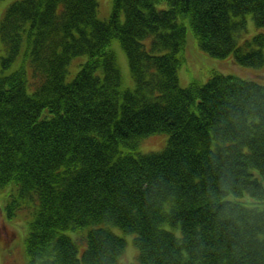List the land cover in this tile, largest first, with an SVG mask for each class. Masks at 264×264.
Wrapping results in <instances>:
<instances>
[{
	"label": "trees",
	"instance_id": "trees-1",
	"mask_svg": "<svg viewBox=\"0 0 264 264\" xmlns=\"http://www.w3.org/2000/svg\"><path fill=\"white\" fill-rule=\"evenodd\" d=\"M99 6L15 0L0 21V188L25 218L7 250L24 238L30 264H118L119 226L140 264H264V78L178 73L188 26L212 56L263 66L264 0H113L103 19ZM161 132L163 150H138Z\"/></svg>",
	"mask_w": 264,
	"mask_h": 264
},
{
	"label": "rangeland",
	"instance_id": "rangeland-1",
	"mask_svg": "<svg viewBox=\"0 0 264 264\" xmlns=\"http://www.w3.org/2000/svg\"><path fill=\"white\" fill-rule=\"evenodd\" d=\"M15 0H0V21L5 15V12L11 4ZM99 17L100 18H108L111 15L113 9V0H99ZM167 5V2L163 1L159 3L160 7H164ZM248 15V14H247ZM246 15V16H247ZM252 15V14H251ZM248 15V32L245 33L246 37H251L257 32L261 31L255 22L252 19V16ZM264 30V29H262ZM25 46L23 47L22 52L18 55V57L14 60L12 65L5 70V73L8 74L12 70L19 68L25 59L24 52ZM111 47L116 51L118 62L120 69L122 71V75L124 76L125 84L127 86L132 87L134 85L133 80L131 79V73L129 70L127 55L119 44V41L116 39L113 40ZM2 54V44L0 40V56ZM186 57V61L180 67L179 79L180 84L182 86H187L192 80L199 79L203 82H206L214 72H222L224 74H235L245 78L254 79L253 77H262L264 78V65L260 67H246L236 63L233 59V56L230 55L225 58H218L212 56L209 52L202 50L197 42L195 35L192 32L190 26H188V34H187V46L186 51L184 52ZM87 55H80L73 59L70 65V73L68 74V80H71L80 67V62L86 60ZM30 66V64L28 63ZM254 68V69H252ZM3 74L1 63H0V75ZM30 77L31 69L29 71ZM258 79V78H257ZM264 83V80L258 79ZM169 140V134L166 132L157 133L154 135H150L141 139L138 150L140 152H149V151H160L165 148ZM17 186V185H16ZM12 188L11 185L4 186L0 188V264H30L29 256L25 250V240L23 238V243H21L15 249L7 250V245L10 247L14 243V239L18 236V231L14 227V220L24 221L25 218L23 216L24 211L20 210V215L16 217H7L9 216L7 213V208L9 206V202H7L9 198V192ZM17 191V189H16ZM14 198V197H13ZM26 207L30 210H34L37 208L36 203L30 204ZM19 212V211H18ZM18 212L16 214H18ZM5 214V215H4ZM7 215V216H6ZM6 216V217H5ZM25 226V225H24ZM113 230L118 234L124 236L127 240V245L124 253L119 258L118 264H140L138 260V249L134 243V233L127 232L123 228L119 226H113ZM4 236L9 237V241L7 242Z\"/></svg>",
	"mask_w": 264,
	"mask_h": 264
},
{
	"label": "bare ground",
	"instance_id": "bare-ground-1",
	"mask_svg": "<svg viewBox=\"0 0 264 264\" xmlns=\"http://www.w3.org/2000/svg\"><path fill=\"white\" fill-rule=\"evenodd\" d=\"M32 116L34 118L33 120L40 124L41 120H40L39 114L38 113H34V115H32ZM49 126L51 127L53 125H49Z\"/></svg>",
	"mask_w": 264,
	"mask_h": 264
}]
</instances>
